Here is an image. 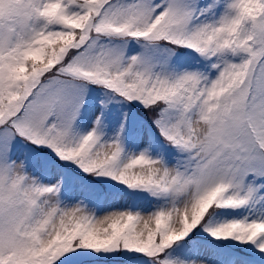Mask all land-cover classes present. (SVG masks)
Listing matches in <instances>:
<instances>
[{"label": "snow or ice", "instance_id": "6c2138e0", "mask_svg": "<svg viewBox=\"0 0 264 264\" xmlns=\"http://www.w3.org/2000/svg\"><path fill=\"white\" fill-rule=\"evenodd\" d=\"M0 264H264V0H0Z\"/></svg>", "mask_w": 264, "mask_h": 264}]
</instances>
